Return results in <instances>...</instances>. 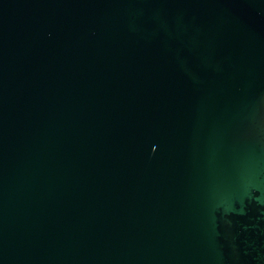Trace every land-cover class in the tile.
<instances>
[{"label":"water","instance_id":"obj_1","mask_svg":"<svg viewBox=\"0 0 264 264\" xmlns=\"http://www.w3.org/2000/svg\"><path fill=\"white\" fill-rule=\"evenodd\" d=\"M0 264H264V0H0Z\"/></svg>","mask_w":264,"mask_h":264}]
</instances>
